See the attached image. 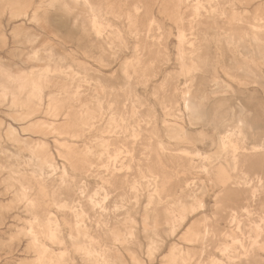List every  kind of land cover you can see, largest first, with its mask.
<instances>
[{"label": "rangeland", "instance_id": "rangeland-1", "mask_svg": "<svg viewBox=\"0 0 264 264\" xmlns=\"http://www.w3.org/2000/svg\"><path fill=\"white\" fill-rule=\"evenodd\" d=\"M262 47L264 0H0V264H264Z\"/></svg>", "mask_w": 264, "mask_h": 264}, {"label": "bare ground", "instance_id": "bare-ground-1", "mask_svg": "<svg viewBox=\"0 0 264 264\" xmlns=\"http://www.w3.org/2000/svg\"><path fill=\"white\" fill-rule=\"evenodd\" d=\"M71 1H72V0H71ZM78 1H79V0H78ZM73 2H74V1H73ZM84 2H85V1H84ZM85 3H86V2H85ZM85 3H84V5L88 4V3H86V4H85ZM71 7H72V6H71ZM88 7H89V6H88ZM88 7L86 6L85 8H88ZM89 9H90V8H89ZM88 11H89V10H88ZM134 11L136 12V10H134ZM89 12H90V11H89ZM138 12H139V11H138ZM92 20H94V19H92ZM93 23H94V21H92V24H93ZM150 23H151V22H150ZM150 23H149V24H150ZM93 25L96 27V24H93ZM151 25H153V24H151ZM154 26H155V25H154ZM91 27H92V26H91ZM97 27H98V26H97ZM151 27L153 28V26H151ZM92 28H94V27H92ZM98 28H99V27H98ZM98 28H97V29H98ZM157 28H158V26H157ZM100 29H101V28H100ZM150 29H151V28H150ZM155 29H156V28H155ZM95 30H96V29H94V31H95ZM98 31H99V30H98ZM157 31H158V29H157ZM96 32H97V31H96ZM99 32H100V31H99ZM99 32H97V34H98ZM111 32H112V31H110V34H111ZM115 32L118 33L117 31H115ZM150 32H151V34H152V31H150ZM158 32H159V31H158ZM158 32H157V34H158ZM147 33H148V32H147ZM159 33H160V32H159ZM152 35H153V34H152ZM97 37H98V36H97ZM110 37H111V36H110ZM148 37H149V36H148ZM257 37H258V36L256 35V38L254 37L253 40H252V42L255 43V45H258V39H257ZM99 38H101V37H100V34H99ZM156 38H157V37H156ZM181 38L183 39L184 37L182 36ZM181 38H180V39H181ZM199 38H200V37H199ZM227 38H228V37H227ZM97 39H98V38H97ZM97 39H96V40H97ZM115 39H116V38H115ZM159 39H163V38H159ZM259 39H260V38H259ZM119 40H121V39H119ZM146 40H148V39H146ZM149 40H150V37H149ZM113 41H114V40H113ZM159 41H160V40H159ZM104 42H105V41H104ZM152 42H153V41H152ZM155 42H156V41H155ZM250 42H251V41H250ZM101 43H102V42H101ZM97 44H98V43H97ZM97 44H96V45H97ZM102 44H103V43H102ZM122 44H123V43H122ZM158 44H159V43H158ZM189 44H190V43H189ZM192 44H193V43H192ZM192 44H191V45H192ZM105 45H106V44H105ZM105 45H104V46H105ZM152 45H153V44H152ZM200 45H201V44H200ZM227 45H229V43H228ZM255 45H254V46H255ZM93 46H94V45H93ZM107 46H108V45H107ZM107 46H105V47H107ZM154 46H155L154 48L158 47V46H156V45H154ZM188 46H190V45H188ZM259 46H260V45H259ZM261 46H262V45H261ZM159 47H161V46H159ZM191 47H192V46H191ZM199 47H203V46H199ZM252 47H253V45H252ZM111 48H112V47H111ZM154 48L152 47V49H154ZM188 48H189V47H188ZM196 48H197V47H196ZM262 48L264 49V47H262ZM107 49H108V48H106V50H107ZM160 49H161V48H159V50H160ZM162 49H163V48H162ZM191 49H193V48H191ZM200 49H202V48H200ZM200 49H199V50H200ZM253 49H254V47H253ZM258 50H259V49H258ZM135 51H136V50H135ZM161 51H162V50H161ZM197 51H198V50H197ZM245 51H246V50H244V52H245ZM253 51H254V50H253ZM191 52H193V51H191ZM191 52H190V53H191ZM255 52H256V51H255ZM258 52H259V51H258ZM260 52H262V51H260ZM260 52H259V53H260ZM161 53H163V52H161ZM242 53H243V51H242ZM245 53H246V52H245ZM158 54L160 55L159 52H158ZM163 54H165V52H164ZM187 54H188V53H187ZM203 54H204V52H203ZM254 54H255V53H254ZM256 54H257V53H256ZM190 55H191V54H190ZM190 55H189V56H190ZM197 55H198V53H197ZM197 55H195V57L193 56V57H194L193 59L197 58V57H196ZM200 55H202V53H201ZM204 56H205V55H204ZM204 56H203V57H204ZM257 56H258V55H256L255 57H257ZM184 58H185V59H188V58H187V55H185ZM193 59H192V60H193ZM231 59H232V57H231ZM233 59H234V58H233ZM188 60H189V59H188ZM195 60H196V62H197V59H195ZM228 61H229V60H228ZM234 61H235V60H234ZM200 62H202V61H200ZM197 63H198V62H197ZM232 63H233V62H232ZM235 63H236V62H235ZM229 64H230V61H229L228 65H229ZM233 64H234V63H233ZM201 65H202V64H201ZM198 66H200V65H198ZM231 68H233L234 70H239V71H241L242 73L246 74L247 76H250V74H249L248 70L246 69L245 65H241V64H240V66H239V65L237 66L236 64H234ZM203 69H204V68H203ZM233 69H232V70H233ZM197 70H198V69H197ZM199 70H201V69H199ZM232 70H231V71H232ZM123 72H124V71H123ZM125 72H126V71H125ZM226 72H227V71H226ZM227 73H228V72H227ZM195 75H196V74H195ZM195 75H194V76H195ZM195 77H196V76H195ZM197 77H198V76H197ZM250 77H251V76H250ZM193 79H194V78H193ZM191 80H192V79H191ZM196 80H197V79H196ZM192 82H193V81H192ZM192 82H191V84H192ZM199 82H201V81H199ZM188 85H189V87H190V84H188ZM33 86H34V85H33ZM33 86H32V87H33ZM192 86H193V85H192ZM187 87H188V86H187ZM187 87H186V88H187ZM33 88H35V87H33ZM36 88H37V87H36ZM36 88H35V89H36ZM192 89H193V88H192ZM190 90H191V89H190ZM180 91H181V90H180ZM188 91H189V90H188ZM175 92H176V90H175ZM177 92H178V91H177ZM179 93H180V92H179ZM179 93H178V94H179ZM199 93H200V92H199ZM181 94H182V93H181ZM202 94H203V93H202ZM184 95H185V94H184ZM184 95H182L181 97L183 98ZM188 95L190 96V94H188ZM185 96H186V95H185ZM182 98H181V100H182ZM184 99H185V98H184ZM164 100H165V99H164ZM164 100H163V102H164ZM181 102H182V101H181ZM183 103H184V109H185V111L187 112L188 116H189V117H193L194 114L196 113V112H195V107H194V105H193L191 102H189L188 100H186V99L183 101ZM240 109H241V108H239V112H240ZM242 112H243V111H242ZM166 115H167V114H166ZM195 115H197V114H195ZM240 115H241V114H240ZM240 115H239V116H240ZM241 116H242V115H241ZM241 116H240V117H241ZM194 117H195V116H194ZM196 117H197V116H196ZM247 117H248V116H247ZM193 120H194V118H193ZM164 121H165V120H164ZM240 123H241V121H240ZM238 124H239V123H238ZM244 124H245V123H244ZM235 125H236V124H235ZM233 126H234V125H233ZM168 128H169V127H168ZM168 128H167V129H168ZM171 128H172V127H171ZM234 128L236 129V126H235ZM234 128H233V130H235ZM243 128H244V127H243ZM239 130H241V129H239ZM168 131H169V129H168ZM243 131H244V130H243ZM239 132H240V131H239ZM241 135H243V134H241ZM168 136H169V135H168ZM240 138H241V137H240ZM244 140H246V139H244ZM244 140H243V141H244ZM219 143H220V146H221V150H222V151L228 150L227 148L230 147V146H229V145H230L229 136H228V135L222 136V137L220 138V142H219ZM243 143H244V142H243ZM231 145H232V144H231ZM230 148H231V147H230ZM250 148H251V147H250ZM232 149H234V148H232ZM235 149H236V148H235ZM235 149H234V150H235ZM251 150H252V149H251ZM253 151H254V150H253ZM219 152H220V151H219ZM225 152H226V151H225ZM229 152H230V151H229ZM232 152H233V151H232ZM255 152H256V151H255ZM222 153H224V152H222ZM235 153H237V152H235ZM243 153H244V150H243ZM251 153H252V152H251ZM258 153H259V152H258ZM195 155H196V154H195ZM210 155H211V154H210ZM192 156H193V155H192ZM200 157H201V156H200ZM208 157H209V156H208ZM213 157H214V155H213ZM226 157H227V156H226ZM198 158H199V157H198ZM201 158H202V157H201ZM209 158H210V157H209ZM212 159H213V158H212ZM214 159H215V158H214ZM232 159H233V161H232V162H233V165L236 167V165H237L236 157L233 156ZM232 167H233V166H232ZM235 167H234V168H235ZM234 168H233V169H234ZM216 170H217V169H216ZM223 173H224V172H223L221 169L218 171V177H219L220 180L224 177V174H223ZM216 177H217V176H216ZM202 206H203V205H202ZM199 207H200V206H199ZM199 207H198V209H199ZM203 207H204V206H203ZM200 209H201V208H200ZM172 227H173V226H172ZM50 235L53 236V234H51V233H50ZM31 236H32V235H31ZM52 236H49V237L53 238L54 236H53V237H52ZM54 238H55V237H54ZM152 247H153V246H152ZM154 248H155V247H154ZM84 250H85V249H84ZM84 250H83V251H84ZM53 251H54V250H53ZM87 252H90V250L87 251ZM223 252H224V251H223ZM224 253H225V252H224ZM87 254H89V253H87ZM87 254H86V255H87ZM89 257L91 258L92 256H89ZM93 258H94V256H93ZM95 258H96V255H95ZM95 258H94V259H95ZM98 258H99V257H98ZM168 259H171V260H172L173 258H170V257H169ZM96 260H97V258H96ZM232 260H233V259H232ZM169 261H170V260H169ZM170 262H171V261H170ZM234 264H235V263H234Z\"/></svg>", "mask_w": 264, "mask_h": 264}]
</instances>
